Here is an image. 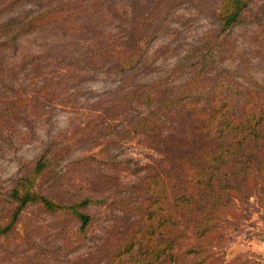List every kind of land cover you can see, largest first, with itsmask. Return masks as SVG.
Listing matches in <instances>:
<instances>
[{
    "label": "rangeland",
    "instance_id": "rangeland-1",
    "mask_svg": "<svg viewBox=\"0 0 264 264\" xmlns=\"http://www.w3.org/2000/svg\"><path fill=\"white\" fill-rule=\"evenodd\" d=\"M222 2L0 0V24L40 18L0 49V264H104L138 227L140 183L162 157L154 134H176L167 119L139 123L157 103L138 92L189 82L198 70L243 89L264 83V0H249L227 28ZM130 55L136 62L121 68ZM165 115L156 110L152 122ZM25 176L32 184L21 191L64 205L92 199L78 208L86 223L38 201L14 215ZM244 213L214 249L226 262L255 254L252 264H264L261 212Z\"/></svg>",
    "mask_w": 264,
    "mask_h": 264
},
{
    "label": "trees",
    "instance_id": "trees-1",
    "mask_svg": "<svg viewBox=\"0 0 264 264\" xmlns=\"http://www.w3.org/2000/svg\"><path fill=\"white\" fill-rule=\"evenodd\" d=\"M248 3L223 0L217 14L221 26L236 24ZM32 21L40 18L25 16L0 24V49L7 46L5 39L15 42L13 31ZM135 62L130 55L119 66L128 68ZM163 86L154 93L139 86L138 101H156L157 112L166 114L152 122L155 110L139 123L161 126L167 119L176 134H154L162 157L153 174L138 186L147 194L138 205V227L127 230L104 264H189L190 256L192 264L255 263V254L221 260L214 243L226 235L224 227L250 207L259 209L264 222V83L256 81L243 89L198 70L189 82ZM28 178L18 181L13 190L19 202L14 215L38 201L49 211L70 210L86 223L89 215L78 208L92 199L64 205L43 194L21 191L24 184L31 186Z\"/></svg>",
    "mask_w": 264,
    "mask_h": 264
},
{
    "label": "crops",
    "instance_id": "crops-1",
    "mask_svg": "<svg viewBox=\"0 0 264 264\" xmlns=\"http://www.w3.org/2000/svg\"><path fill=\"white\" fill-rule=\"evenodd\" d=\"M253 242V241H252ZM252 242H250V244H252ZM260 248H262V252H264V247L262 246V247H260Z\"/></svg>",
    "mask_w": 264,
    "mask_h": 264
}]
</instances>
